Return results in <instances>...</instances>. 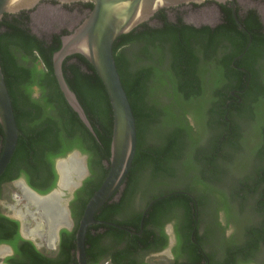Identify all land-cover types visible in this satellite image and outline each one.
Here are the masks:
<instances>
[{
    "label": "trees",
    "instance_id": "obj_1",
    "mask_svg": "<svg viewBox=\"0 0 264 264\" xmlns=\"http://www.w3.org/2000/svg\"><path fill=\"white\" fill-rule=\"evenodd\" d=\"M85 7L91 11L93 4L86 3ZM221 11L220 24L198 27L186 23L180 12L176 14V21H171L166 9H162L149 22L115 41L114 59L136 119L138 143L121 197L115 200L117 192L98 210L95 219L128 230L106 224L89 228L88 264L108 261L110 264H149L145 261L147 255L168 246L165 226L170 222L175 224L177 237L175 264H200L204 258L210 264H264L263 182L258 178L251 182L247 169L239 177H229L224 167L225 163L227 166L235 161V155L241 154L247 143L240 148L221 147L225 151L221 156L223 162L218 178L211 185L202 178L191 177V161L186 160L194 129L188 116L192 115L208 129L214 122L208 119L211 105L215 106L213 111H224L222 100L234 89L245 91L249 99H257L249 122L253 132H259L261 127L260 83L252 82L247 87L245 81L234 84L222 79V76L231 79L240 75L231 63L249 44L248 32L252 43L237 65L246 66L253 76L259 77L255 62L263 50L261 17L255 9L248 10L243 17L239 15L245 32L235 21L231 7L222 5ZM69 33L40 38L30 27L28 11L6 14L0 22V64L19 128L16 151L0 177V200L3 186L21 177L40 194L54 190L59 178L56 160L74 150L87 155L89 170L70 203L75 226L72 231L61 230L59 250L54 256L23 239L20 222L0 213V244H9L15 250V255L7 259L9 264H78L75 250L79 222L109 172L107 162L111 155L114 116L102 80L82 55L70 56L63 63L65 80L91 122L94 136L67 103L54 74L53 55L61 47V36ZM240 109L243 116L244 109ZM3 147L4 133L0 125V156ZM249 152L251 165L255 150ZM256 159H259L257 155ZM177 163L182 167V179L175 178L180 176L175 167ZM145 171L150 172V179L143 184ZM188 176L191 180L187 182ZM165 178L167 182L176 180L171 184L184 186L187 192L176 191L155 198L144 207L145 193H142L141 209H137L141 184L148 189ZM209 189L214 193L212 200L203 194ZM190 191H196L195 198ZM211 204L212 223L202 231L196 207L201 215ZM220 212L226 214L224 224ZM231 223L239 226V231L228 237L226 231Z\"/></svg>",
    "mask_w": 264,
    "mask_h": 264
},
{
    "label": "water",
    "instance_id": "obj_2",
    "mask_svg": "<svg viewBox=\"0 0 264 264\" xmlns=\"http://www.w3.org/2000/svg\"><path fill=\"white\" fill-rule=\"evenodd\" d=\"M44 0H0V22L6 14H17L21 11H33L41 8ZM61 4L91 3L93 8L85 20L71 33L61 36V47L53 55V70L61 92L67 103L78 115L87 129L96 136V132L89 121L76 94L68 86L63 73L64 61L73 55H82L96 70L102 80L113 109L114 124L111 140V155L107 162L109 172L98 190L89 200L76 233V258L78 264H88L86 255V236L89 228L95 225L116 224L97 221L95 215L98 210L111 200L117 192H121L125 180L136 155L138 136L136 119L127 93L123 87L116 62L113 45L122 35L131 33L139 25L149 22L162 9L173 8L183 4L201 5L207 1L224 5L232 4L233 17L238 25L237 0H56ZM251 39L244 53L248 50ZM0 125L4 133V147L0 156V177L9 165L18 145L19 128L16 122L13 103L0 64ZM71 152L64 158L56 160L58 174L57 186L47 194H40L31 188L24 177L13 181L21 182L26 190L40 201L39 205H25L24 211L16 216H9L20 222L23 231L22 238L33 242L40 250L41 244L37 239L41 232H53L58 241V233L62 229L71 231L74 223L69 220L68 208L65 205L66 193L74 192L81 186L84 174L78 155ZM87 156L83 155L86 159ZM83 159V160H84ZM85 162V161H84ZM84 164V163H82ZM78 166L77 174H72V167ZM72 174V175H71ZM69 175H71L69 177ZM81 181V182H80ZM62 212L65 222L55 223L52 215ZM35 223L33 229L27 228V222ZM51 221H53L51 223ZM128 230L126 228H121ZM26 232V233H25ZM28 234V235H27ZM174 241V237H172ZM55 242V243H56Z\"/></svg>",
    "mask_w": 264,
    "mask_h": 264
},
{
    "label": "flooded vegetation",
    "instance_id": "obj_3",
    "mask_svg": "<svg viewBox=\"0 0 264 264\" xmlns=\"http://www.w3.org/2000/svg\"><path fill=\"white\" fill-rule=\"evenodd\" d=\"M253 1L256 4L261 5V7H262L263 17L260 15V13L256 9L255 10L260 15L263 26H264V0H253ZM44 4L61 6L63 8H67L68 10H71L73 8L72 12L73 13L77 12V14H75V15L81 16V20H80L78 25H80L90 13V9L85 7L86 3L61 4L60 2H58L56 0H44L39 5H44ZM208 5H215L220 12V15H221L220 21L215 25H211V26H216V25L221 23L222 18H223V14L221 11L222 5H217L216 3L211 2V1H207L201 5L183 4V5H179L177 7L167 8L166 11L169 15L168 16L169 20L176 21V14L179 12H176V14H174V15L169 14V12H174V11H178V10L180 11L181 9H188L189 12H193L195 10L204 8ZM224 5H227L228 7H231V9H232V4L230 2H227ZM237 8L239 10L238 18H239V15L241 17H243V15L248 10L253 9V8L242 9V6L240 5L239 0H237ZM35 11L36 10L28 11V12L30 14V13H33ZM181 16H182V14H181ZM83 17H85V18L83 19ZM182 18H183V16H182ZM183 20H184V18H183ZM188 24H190V23H188ZM204 25H206V24H204ZM195 26L200 27L202 25H195ZM239 28L241 30L247 32L246 28L242 25V23H241V26L239 25ZM63 32H64V30L62 32L54 33V34H61ZM54 34H52L51 37ZM248 34L250 36L251 43H252V36L249 32H248ZM260 34L262 35L263 41H264V28L262 31H260ZM244 55H245V53L238 54L237 56H235V58L232 59V63H231V67L234 70H238L240 75H238V76L236 75L231 79L222 76V79L225 82H228V81L234 82V84H237L240 82L244 83V81H245V85L247 87L250 86L252 84V82L258 81L260 83V85L262 87V93H261L260 115H259L260 119H261V127H260L259 132H253V129L251 128V124L249 122L251 115L253 114L254 110L256 109L257 99H255L254 97H250V99H249L248 97H246L244 95L245 91H240V90L234 89L231 91V94L229 97L225 96V98H223V100H222V103L225 102V105L223 104V108L225 109L224 111L223 110L217 111V112L213 111V108H215V106L211 105L212 112H211V116H209L208 119L210 121L212 120V122L213 121L214 122H213L212 126H210V123L208 120V124L210 126L208 129L204 128L201 125V123L198 124L197 120H195V118L192 115L188 116L189 122H190L191 126L194 127V129L191 133L192 134V136H191L192 144L189 146L190 148L187 149L186 160L189 159L191 161L192 171H193V174L191 173L192 174L191 177L195 176L196 178L198 177V179L202 178V179H204V181L208 185H211L216 180V178H218L220 164H221V162H223V161H221V156H223L225 154V151L221 150V147L226 145V148H240L245 144V142L247 143L246 145H249V143H250V146H251L250 150H255V161L253 164L251 162V165L248 164L246 175L248 178H251L250 179L251 182L256 178H258L259 180H262L263 184L261 186L262 187L261 188V193H262L261 195L264 196V42H263L262 55H260V57L255 62L256 68L258 70H260L259 77L253 76L249 72V70L246 68V66L244 67V66L237 65V62L240 61ZM236 92L237 93L239 92V95L236 94ZM217 107L220 108L221 106H217ZM240 108L244 109L243 116L240 113L241 112ZM222 113L224 115H222ZM77 151L79 152V150H74L73 152H77ZM249 153H251V152H249ZM83 155L84 154L79 153L78 157L81 156L83 158ZM238 155H240V154H236L235 158ZM256 155L259 157L258 160L256 159ZM84 156H87V155H84ZM177 165L175 167L178 169V173L180 174V176L176 175L175 178H177V179L181 178L182 179L183 174H182V167L180 166L181 164L177 163ZM225 165H226V163H225ZM225 165H224V167H226L229 171V166L231 164H229L227 166H225ZM85 166L88 168L87 157L85 159ZM55 167H56V165H55ZM256 169L257 170L259 169L258 175H256V172H257ZM88 175H89V170H88V172H86V174H84V178H83L82 182L80 181L81 186H82L83 181L88 177ZM228 176L232 177L230 175V173ZM191 177L188 176L186 181L188 182V180H191ZM234 177H236V176H234ZM166 178L163 181H159L155 184L149 185L148 189H147V187H145L144 185L141 184L142 187L140 186V190H139L140 193H139V196L137 198L142 196V193H145V196L143 198V207L148 205L149 203H151L155 198H159V197H163V196L166 197L172 193H175L176 191H182L183 193L187 192L186 190H184V186L178 187L176 185L171 184V183H175L176 180L171 179V180H168V182H167ZM148 179H150V172L146 173V171H145V173L143 174V178H142V180L144 181L143 184L146 183L145 180H148ZM230 180H228V181L231 182ZM126 185L127 184H125L124 187L122 188L121 192H119V194L116 195L115 200H118L121 197L122 191H123V189H125ZM79 188H77V189H79ZM209 188H210V186H209ZM213 188H214V185H213ZM77 189L74 190V192H72V194L69 192L66 193L64 198H63V199H65V205L68 208L69 220L74 223V226H75V221L72 217V213H71V209H70V203L74 199V195H75V192L77 191ZM195 192L190 191V195L194 198H195V194H196ZM203 194L207 195V197L210 200H212L214 197V193L211 189H209L206 192H203ZM196 212H197V216H196L197 221L198 222L200 221V223H201L200 228L202 231H204L206 229V227H208L212 223L211 218L209 217V216H211L210 213L213 212L212 204L207 209V212L203 211V213L201 215H199L201 212L199 207H196ZM4 215H6V214H4ZM6 216H8V215H6ZM169 227L172 228V233H170L168 231ZM141 229H143V225L141 226ZM60 232H61V230L58 233V241L56 242L57 246H58V250H59V244H60ZM165 233L169 237L168 238V246L160 252L150 253L149 255H157V254H161V253L165 252L172 243V237H174V240H176V245H177V237L175 234V224L173 222H170L165 226ZM22 234H23V231H22L21 224H20V235L22 236ZM139 234L141 235L142 231L139 232ZM37 242L40 243L41 245L48 247L45 243L46 241H43L42 237H39L37 239ZM176 245H175V247H176ZM51 246H53V245H51ZM14 255H15V250L11 245L0 244V264H9V263H7V259L13 257ZM149 255H147V256H149ZM108 262L103 263V264H110ZM176 262H177L176 257L173 256V259L168 264H175ZM200 264H210V263H209L208 259L204 258L203 260H201Z\"/></svg>",
    "mask_w": 264,
    "mask_h": 264
},
{
    "label": "rangeland",
    "instance_id": "obj_4",
    "mask_svg": "<svg viewBox=\"0 0 264 264\" xmlns=\"http://www.w3.org/2000/svg\"><path fill=\"white\" fill-rule=\"evenodd\" d=\"M239 3L242 6V9H256L263 17L261 5L256 4L253 0H239ZM72 10L73 8L71 10H68L67 8H63L61 6L44 4L35 12L30 13V27L36 35L43 39H49L52 34L62 32L63 30L71 32L79 26L78 24L81 20V16L75 15L77 14V12L73 13ZM176 12H180L182 14L186 23L194 25H215L221 19L220 12L215 5H208L193 12H189L188 9H181L180 11L178 10L174 12H169V14L174 15L176 14ZM85 17H83V19ZM35 96L38 97V94L35 93ZM250 148L251 146L249 143V145H246L245 150L240 155H238L235 158V161L229 166L228 172L232 177L241 176L243 172L247 169L248 164H250ZM79 157L80 163H83L85 159L81 156ZM18 183L19 182H17V184ZM17 184L8 183L3 186L2 199L0 200L1 214L3 213L13 217L16 216L18 212L24 211L27 202L23 200L21 191L18 189ZM139 199L140 198L137 199L135 205L137 209H141V201ZM219 216L221 222L223 224L226 223L227 218L225 212H220ZM246 218H249V216L246 215ZM34 225L35 223L33 221L27 222V228L29 229H33ZM238 227L234 223H231L226 231L227 236L229 237L235 234L237 230L239 231ZM168 231L172 233V228L169 227ZM55 242L56 241L54 240V243ZM54 243V247L51 246V244L46 243L48 247L42 245L40 250H42L45 254L49 256H54L58 251L57 243ZM175 245L176 240L172 241L171 245L165 252L157 255H149L145 258V261L149 264H168L173 259V256H175Z\"/></svg>",
    "mask_w": 264,
    "mask_h": 264
},
{
    "label": "bare ground",
    "instance_id": "obj_5",
    "mask_svg": "<svg viewBox=\"0 0 264 264\" xmlns=\"http://www.w3.org/2000/svg\"><path fill=\"white\" fill-rule=\"evenodd\" d=\"M80 159V158H79ZM78 159V160H79ZM85 162H84V164H82L81 163V169H82V171L83 172H85L86 170H85ZM78 166H75V167H72L71 169H72V174L75 172V171H79L78 170ZM71 174V175H72ZM74 174H77L76 172L74 173ZM86 174V173H85ZM71 175H69V177L71 176ZM86 176V175H85ZM17 187H18V189L21 191V195H22V198H23V200H25L29 205H39L40 204V201L39 200H37L36 198H34L33 197V195H31L27 190H26V188L24 187V185L21 183V182H19L18 184H17ZM68 203V202H67ZM20 211V210H19ZM55 223H57V222H65L66 221V218L64 217V214L62 213V212H58L57 214H54V215H52V218H51ZM53 221H51V223L53 222ZM41 236L40 237H42V239H43V241H46V243H48V244H51V245H53V243H54V235H53V232L51 231V227H50V229L49 230H44V231H42L41 232V234H40Z\"/></svg>",
    "mask_w": 264,
    "mask_h": 264
}]
</instances>
